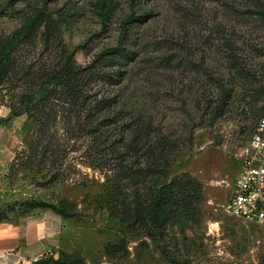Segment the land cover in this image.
Listing matches in <instances>:
<instances>
[{"label":"rangeland","instance_id":"374dc122","mask_svg":"<svg viewBox=\"0 0 264 264\" xmlns=\"http://www.w3.org/2000/svg\"><path fill=\"white\" fill-rule=\"evenodd\" d=\"M249 7L250 0H0V39L20 32L32 42L17 59L52 60L63 50L86 67L104 56L101 69L118 82L94 90L137 124L143 142L174 146L166 178L151 176L155 154L142 151L129 165L146 173L116 192V170L90 166L88 140H81L68 156L66 181L49 183L44 167L28 162L35 125L8 115L0 123L22 137V147L0 186V222L40 209L27 205L55 207L68 221L64 261L264 264V225L223 210L264 115V22L247 14ZM3 95L0 107L9 109ZM174 180L194 195L193 210L186 215L182 196L173 195L153 216L152 199L166 201Z\"/></svg>","mask_w":264,"mask_h":264},{"label":"trees","instance_id":"16d2710c","mask_svg":"<svg viewBox=\"0 0 264 264\" xmlns=\"http://www.w3.org/2000/svg\"><path fill=\"white\" fill-rule=\"evenodd\" d=\"M250 3L246 13L264 22V1L250 0ZM31 44L29 35L20 32L0 39V91L5 92L3 97L7 100L4 103L10 109L7 121L26 116L35 125L28 145L31 166L44 167L49 183L66 181L68 156L79 150L77 145L82 144L81 140H88L85 155L90 160V166L99 169L106 165L110 171L116 170L117 174L111 180L114 189L117 188L116 192H119V184L129 183L134 175L140 177L146 173L144 170L142 174H135L129 165L139 158L142 151L146 154L150 150L155 154L154 163L148 169L151 176L158 174L166 178L164 171L169 167L174 146L167 143L161 148L164 142L149 143L147 139L143 142V137L135 129L137 124L114 112L112 98L94 90L97 84L116 85L118 82L101 69L104 56L86 67L77 66L63 50L52 60L42 55L30 62L17 59L18 51ZM51 44L52 41L47 38L45 52L54 50ZM230 50L232 52V48ZM124 58L129 59L128 56ZM229 66L238 74L234 55L229 56ZM173 186L175 193L170 191ZM182 187V183L172 181L167 187L169 198L166 201L167 197L161 198V194H156L151 202L153 216L162 203L168 205L169 201L175 200L173 195L182 196L179 200L182 212L189 216L193 210L194 195ZM26 207L51 209L60 215L55 207L49 205ZM130 208L127 205L125 213L130 212ZM142 212L139 208L134 217L142 218ZM125 213L120 211V215ZM59 254L56 260L51 258L35 264H84L82 259L64 261Z\"/></svg>","mask_w":264,"mask_h":264},{"label":"crops","instance_id":"0c3cea01","mask_svg":"<svg viewBox=\"0 0 264 264\" xmlns=\"http://www.w3.org/2000/svg\"><path fill=\"white\" fill-rule=\"evenodd\" d=\"M8 115L9 109L0 107V119ZM21 147L22 137L7 123H0V186ZM68 228V221L51 209H37L9 222H0V264H35L51 258L56 260L59 252L66 249Z\"/></svg>","mask_w":264,"mask_h":264},{"label":"built area","instance_id":"2783aa9c","mask_svg":"<svg viewBox=\"0 0 264 264\" xmlns=\"http://www.w3.org/2000/svg\"><path fill=\"white\" fill-rule=\"evenodd\" d=\"M223 210L231 217L264 225V115L246 145Z\"/></svg>","mask_w":264,"mask_h":264}]
</instances>
